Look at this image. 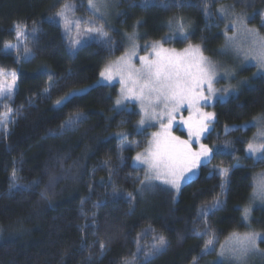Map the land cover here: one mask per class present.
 <instances>
[{"label": "trees", "instance_id": "obj_1", "mask_svg": "<svg viewBox=\"0 0 264 264\" xmlns=\"http://www.w3.org/2000/svg\"><path fill=\"white\" fill-rule=\"evenodd\" d=\"M87 1L0 0V70L17 72L14 98L6 101L13 122L0 129V264H145L146 254L147 264H218L227 236L264 230V206L247 219L243 213L254 174L264 168L246 151L263 124L264 74L239 66L242 82L206 107L214 121L200 143L213 151L175 191L152 183L141 190L145 171L134 157L150 129L137 134L138 111L116 106L117 85L102 82L100 72L134 41L169 38L164 44L174 49L199 46L208 59L221 58L228 31L221 9L264 35V0H116L112 42L93 33L73 47L57 13L68 3L73 15L85 16ZM18 23L35 36H21L18 50L6 53ZM220 169L228 171L224 188ZM217 200L219 208L200 215ZM159 236L166 244L153 252Z\"/></svg>", "mask_w": 264, "mask_h": 264}, {"label": "snow or ice", "instance_id": "obj_2", "mask_svg": "<svg viewBox=\"0 0 264 264\" xmlns=\"http://www.w3.org/2000/svg\"><path fill=\"white\" fill-rule=\"evenodd\" d=\"M145 3H147V0H145ZM70 8L74 9V6L65 4L64 9L57 13L66 26L73 23L64 15V10ZM99 10V6L95 0H89L88 11L92 15H96ZM74 23L78 30L80 24L83 23L87 26L84 28L85 33H98L106 43L112 42L109 33L104 30L103 26L96 27L90 20H76ZM169 23L171 25V21ZM234 26L235 24H233ZM15 27L17 29L18 44L16 47L18 50L20 44L19 37L23 36L25 40L29 36L34 37L36 29L34 28L31 33H27L19 23ZM178 31L184 39L188 38L183 23L178 24ZM129 39L134 41L135 34L133 33ZM168 39L165 38L163 42L152 44V52L148 56L140 57L141 66L139 68L134 67L131 61V56L136 55L137 48V45L133 43L131 54L121 57V60L116 62L115 72L121 76L122 93L127 92L125 99L139 101L142 105V112L149 119H158L160 122L161 131L152 134L153 139L150 141L147 154L138 153L134 157V161L146 164L148 167L144 180L140 182L141 185L150 184L153 180H159L163 184L170 185L179 191L182 182L190 181L192 176L195 175L194 169L201 163L206 162L213 151L208 145L200 143V139L202 136L210 134L214 114L202 112L200 109L201 101L207 102L212 99L214 92L212 83L215 76V68L203 57L199 46L195 48L189 46L182 52H177L175 49L163 47V43H166ZM80 43L79 40L72 41L73 47H76ZM12 47L11 45H6L5 52L10 51ZM25 53L24 59H30L31 54L27 48H25ZM261 63H264V56H261ZM113 74L112 64L107 65L100 72V76L107 81L112 80ZM16 78V71L7 73L0 71V101L5 99L12 100L14 98ZM205 85H207V95H205ZM65 99L68 98L65 97ZM60 103L62 101H57V104ZM116 103L120 105L121 100H117ZM184 105H187L189 116L187 119L181 117L179 123L187 128L188 140H181L179 137L171 134L173 123L176 121V114L180 112ZM117 111H123V109H117ZM8 112L11 113L12 109L8 108ZM165 120H167V123L164 122ZM12 122L10 116L5 115L0 117V127H4L5 131H7L5 126ZM140 124L144 125L145 119L142 118ZM142 130V128H138L137 134H140ZM260 135H264V133H260ZM118 136L121 140H124L127 133H119ZM193 142L199 144L197 151L192 150L191 145ZM122 147H126V145H122ZM246 151L251 155L259 153L260 155L256 159L264 160V144L257 145L254 142H249ZM219 172L223 178L221 187L224 188L227 184L228 171L220 169ZM12 176L13 181H15V170H13ZM10 187L18 186L13 183ZM113 194L118 195L115 190ZM128 198L132 199L131 194H128ZM220 204L221 202L217 200L211 208L202 209L200 215L207 216L219 208ZM243 213L244 218L247 219L250 209L244 208ZM262 238L264 237L257 232L246 233L243 236H236L234 234V239L237 242L235 250L236 258L243 259L248 253L255 251L257 241ZM155 239L156 243L153 244L152 251L158 252L166 244V241L163 236ZM212 243L213 241H208L209 245ZM145 264H147V254Z\"/></svg>", "mask_w": 264, "mask_h": 264}, {"label": "rangeland", "instance_id": "obj_3", "mask_svg": "<svg viewBox=\"0 0 264 264\" xmlns=\"http://www.w3.org/2000/svg\"><path fill=\"white\" fill-rule=\"evenodd\" d=\"M95 2L97 3L100 9L96 13V15H92V13L88 11L89 1H87L86 3L85 9H86L87 15L85 16L81 14L73 15L72 8L64 10V15L67 17L68 20L73 22L69 26H66L63 20L61 19V17L57 15V17L59 18V21L61 22L64 28V31L67 34H69L73 40L82 41L86 38H90L91 37L90 34L94 33V32L85 33L84 28L87 26L84 25L83 23L80 24V28L78 30L74 23L76 20H80V21L90 20L92 24L96 27L103 26L105 31H107L108 29H112V27L114 26V23L112 20L114 16H116V0H95ZM64 5L62 6L59 12H61L64 9ZM220 15L225 20L227 27H228V31L225 32L224 43L222 47L220 48L221 53H223L221 58H218V59L216 58L213 61L203 55V57L206 58V60L210 62V64L215 68V76H214L213 83H212V88L214 89V92L212 94V99L207 102L201 101L200 110L202 112L206 111V107L211 105L214 99L219 97V94H223L226 91H230L233 88V86L236 85V83H240L241 79L238 78L236 75V71L239 66L250 65L255 68L256 74H264V63H261V56H264V35L260 33L255 27L249 26L245 21V17L241 15L234 16L231 14V11L225 7L221 9ZM97 17H100V18H97ZM95 19L98 20L99 22L98 23L95 22ZM180 23L182 22L176 23L175 29H178V24ZM233 24H235L234 27H233ZM249 30H254V31H249ZM180 39H183V37H181ZM19 41H20V44H19V47H20L21 42H22L21 37H19ZM134 43L135 45H137L136 55L131 56V61L134 67L139 68L141 66L140 57L148 56L152 52L151 45L154 43L141 44L140 41H136V42L134 41ZM17 44H18V40L12 43H8L6 45L13 46L11 50H14V49H17L16 47ZM6 45L3 46L4 51H5ZM163 47L167 49H174V46L172 44L163 43ZM188 47L189 46H186L183 49H175V50L177 52H182L185 48H188ZM191 47L195 48L197 46H191ZM132 51H133V43H129L126 53L110 63L113 65V72H114L112 80L107 81L102 78V82L104 81L108 83V85L109 84L117 85L118 96H117L116 101L121 100V104L117 105L116 103V106L122 107V108H129V105H130L132 108H135L139 113L138 127L142 129L143 128L150 129L148 142L145 148L139 152L140 154L146 155L147 150L150 147V141L153 139L152 134L161 131L160 122L158 119L157 120L149 119L145 115V113L142 112L141 110L142 105L139 101L134 100V99L133 100L125 99V97L127 96V92L125 91L124 93H122V84L120 82L121 76L115 72V68L117 66L116 62L120 61L121 57L130 55ZM0 71H3V70H0ZM4 72L7 73V72H12V71H4ZM204 90H205V95H207V85L204 86ZM6 101L7 99L0 101V117H3L5 115L10 116V113L8 112V108L10 107ZM188 116H189V111H188L187 105H184L181 108L180 112L176 114V121L173 123V127L171 129V134L173 136H177L181 140L189 139L187 128L183 124L179 123L181 117L187 119ZM142 118L145 119L144 125L140 124V121ZM257 121H260V120H257ZM262 121H263L262 122L263 124H260V122H257V124H260V126L258 127L259 129L256 131L255 135L250 140V142H254L257 145L264 144L263 143L264 135H260V133H264V119H262ZM164 122L167 123V120H165ZM5 127L7 129L8 124ZM0 129L5 131L4 127H0ZM201 140H202V137L200 139V142ZM191 147L193 151H197L199 149V144L193 142ZM259 155L260 154L257 153L251 156H253L256 159V157ZM134 163L135 165L143 168L146 174L148 170V167L146 164H140L139 162H136V161H134ZM198 167L199 165L194 169L195 175L198 170ZM195 175H193L192 177H194ZM151 183L159 184L161 186H165V187H168V188H171L177 191L176 189L172 188L170 185L163 184L159 180H153L150 182V184ZM184 183L185 182H182V185ZM146 185H141V190L142 188H147L149 184H146ZM253 185H254L255 190L253 193V200L249 206L250 210L255 207L264 206V168H262L261 170H258V172L254 174ZM247 231L248 232H245V233H232L229 236H227L221 242L220 246L218 247L215 262H221L223 264H255L256 262H258L264 256V238L259 239L257 241L255 251L248 253V255L243 259L236 258L235 250L237 248V242L234 239V234L236 236H243L246 233L257 232V233H260L262 237H264L263 228L262 229H254V228L250 229L249 228Z\"/></svg>", "mask_w": 264, "mask_h": 264}]
</instances>
